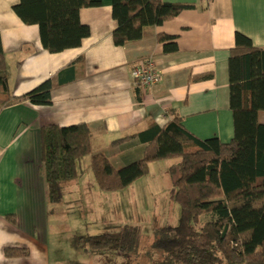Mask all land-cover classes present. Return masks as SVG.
<instances>
[{
  "label": "crops",
  "instance_id": "1",
  "mask_svg": "<svg viewBox=\"0 0 264 264\" xmlns=\"http://www.w3.org/2000/svg\"><path fill=\"white\" fill-rule=\"evenodd\" d=\"M18 1L0 0V40L9 89L20 96L50 80L51 102L37 105L25 99L0 109V264H51L46 222L55 207L46 197L41 127L86 124L91 153H104L117 168L140 157L143 143L134 134L150 121L164 125L172 118L169 111L197 137L229 142L234 134L230 49L235 32L264 48V0H164L191 7L145 27L142 38L123 45L112 39L117 26L112 0H92L95 4L79 10L88 36L80 46L55 53L43 46L37 24H25L15 14L13 5ZM158 33L175 35L177 48L163 50ZM148 59L161 79L142 89L131 71ZM259 121L264 122V111L259 112ZM122 137L126 138L112 144ZM90 157L84 155L77 176L62 183L63 200L56 204H63L66 196L69 203L84 205L87 213H93L95 206L102 221L114 207L124 205L114 199L126 192L138 198L155 178V170L166 174L177 161H152L148 173L128 187L103 192L90 168ZM167 180L172 184L170 176ZM6 248L27 253L7 256Z\"/></svg>",
  "mask_w": 264,
  "mask_h": 264
},
{
  "label": "trees",
  "instance_id": "2",
  "mask_svg": "<svg viewBox=\"0 0 264 264\" xmlns=\"http://www.w3.org/2000/svg\"><path fill=\"white\" fill-rule=\"evenodd\" d=\"M93 4L92 0H19L13 11L25 24H37L43 46L55 53L80 46L88 36L89 28L81 22L79 10ZM190 7L164 0H112L117 22L113 42L123 45L139 40L145 27L159 25ZM157 39L165 51L177 48L175 35L158 33ZM5 69L0 40V109L25 99L37 105L51 102L50 80L14 96ZM228 79L234 127L229 142L197 137L169 111L172 118L164 125L150 121L134 134L143 143L142 153L117 168L104 153H91V132L86 124L41 127L48 202H62V183L77 176L86 154H91L89 165L103 192L128 187L148 173L152 161L178 158L169 165L168 173L173 184L169 194L179 205V221L154 229L152 247L161 254L155 264H264V122L259 121V112L264 111V48L253 46L240 32H235V45L230 49ZM140 236V226L128 222L120 230L82 234L76 241L85 252L113 253L128 264ZM26 253L20 248L5 249L7 256Z\"/></svg>",
  "mask_w": 264,
  "mask_h": 264
},
{
  "label": "rangeland",
  "instance_id": "3",
  "mask_svg": "<svg viewBox=\"0 0 264 264\" xmlns=\"http://www.w3.org/2000/svg\"><path fill=\"white\" fill-rule=\"evenodd\" d=\"M87 158L89 155L82 160V164ZM154 176L149 186L139 191L138 198L126 192L123 197L114 199V203L124 205L114 207L105 221L98 216L95 206L92 207L93 213H87L84 205L69 203L66 196L60 206L51 203V207L54 205L55 208L47 215L46 222L51 264H124V259L113 253L104 255L85 252L76 240L82 234L120 230L128 222L141 228L136 253L129 255L128 264H155L159 261L161 254L152 247L154 229L166 224L176 225L180 210L178 203L169 194L173 186L167 180L169 173L163 174L155 170ZM201 220H206V217L201 216Z\"/></svg>",
  "mask_w": 264,
  "mask_h": 264
},
{
  "label": "built area",
  "instance_id": "4",
  "mask_svg": "<svg viewBox=\"0 0 264 264\" xmlns=\"http://www.w3.org/2000/svg\"><path fill=\"white\" fill-rule=\"evenodd\" d=\"M131 74L138 86L142 89H148L161 79L160 72L149 59L144 64L134 67Z\"/></svg>",
  "mask_w": 264,
  "mask_h": 264
}]
</instances>
